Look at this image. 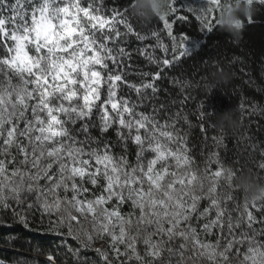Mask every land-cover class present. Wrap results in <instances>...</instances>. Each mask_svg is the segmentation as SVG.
Wrapping results in <instances>:
<instances>
[{
	"label": "snow or ice",
	"instance_id": "snow-or-ice-1",
	"mask_svg": "<svg viewBox=\"0 0 264 264\" xmlns=\"http://www.w3.org/2000/svg\"><path fill=\"white\" fill-rule=\"evenodd\" d=\"M249 2L264 8V0ZM222 4L171 0L157 26L141 32L132 0L112 8L104 0H0V227L60 238L57 248L74 264H264V201L241 198L233 182L244 168L226 166L219 151L196 164L182 126L192 127L190 94L172 101L175 112L156 103L157 81L191 54L190 36L174 25L191 15L211 34ZM133 37L154 43L132 48ZM134 54L148 70L132 63ZM205 88L194 113L203 133L216 128L205 108L213 88ZM239 107L242 116L264 115L246 100ZM218 131L211 139L226 151ZM244 139L259 149L253 162L264 172V144ZM59 255L48 251L47 264H61Z\"/></svg>",
	"mask_w": 264,
	"mask_h": 264
},
{
	"label": "trees",
	"instance_id": "trees-1",
	"mask_svg": "<svg viewBox=\"0 0 264 264\" xmlns=\"http://www.w3.org/2000/svg\"><path fill=\"white\" fill-rule=\"evenodd\" d=\"M104 2L108 8H112L114 6L125 7L130 0H104ZM188 2L193 7H199L203 6L206 0L193 2L188 0ZM179 3L183 6L185 1L179 0ZM256 7L258 11L254 15L255 22L248 24L245 21L244 29L238 39L219 27L211 34L202 31L191 15H189L190 22L178 21L174 25V31L187 33L190 36L188 47L191 54L183 58L178 65L166 69L161 80L157 81L161 91L156 103L171 105L169 111L175 112L178 105H173L172 101L178 102L190 94L191 99L185 105V110L190 116L192 127L189 129L186 125L182 126L189 133L188 143L191 155L200 168L204 167L208 152L219 151L221 160L226 166L234 169L243 167L244 171L251 169L253 173L264 179V172H260L253 162L259 159V149L252 151L246 148L247 140L244 139V137H251L252 142L264 144V115L257 113L252 116H242L239 107L242 100L264 106V8L258 4ZM132 22L141 32H149L159 23L156 18L148 23L133 18ZM130 39L132 48L154 43V41H136L134 37ZM196 40L201 41L198 47L193 44ZM158 55L162 54L158 51ZM234 58L238 59L234 60ZM132 63L148 70L144 67L147 62L139 55L134 54ZM221 69L229 74L227 82H220L217 74ZM151 71L155 72L156 68L152 67ZM128 78L138 81L135 75ZM173 78L190 81L192 86L184 91L178 84L173 83ZM205 84L213 88L212 92L207 95L205 108L216 114L210 118L216 128H209L207 133L202 132L198 119L194 115L198 111L199 101L205 99L207 91ZM130 94L135 98L134 93ZM146 104L147 107L143 110L150 111L152 101H147ZM229 109L236 110L235 117L238 124L224 130L227 145L225 151L223 148L217 149L211 138L219 135L217 115ZM94 134L99 133L94 130ZM109 135L112 134L109 133ZM132 151L133 157L131 158L134 159L135 149L133 148ZM241 198H243L242 195ZM38 225L39 216L37 215L33 226ZM60 243L58 237L41 235L19 224L13 223L10 228L0 227V264H47L48 251H58L60 253L58 260L61 264H74V258L70 253L66 254L64 248H57ZM69 243H72L73 247L76 246L75 242L69 241Z\"/></svg>",
	"mask_w": 264,
	"mask_h": 264
},
{
	"label": "clouds",
	"instance_id": "clouds-1",
	"mask_svg": "<svg viewBox=\"0 0 264 264\" xmlns=\"http://www.w3.org/2000/svg\"><path fill=\"white\" fill-rule=\"evenodd\" d=\"M171 0H132L131 13L142 22H151L157 16L169 10ZM222 14L217 16L219 28L234 38H239L244 29V20L254 16L258 9L249 0H223ZM220 82H227L229 74L220 71L218 74ZM234 109H229L217 115V126L223 128H233L237 126L238 120L235 117ZM205 180L201 174L196 184ZM233 182L240 190L243 199L248 202L264 201V179L257 178L251 169L243 171L239 175H233Z\"/></svg>",
	"mask_w": 264,
	"mask_h": 264
},
{
	"label": "rangeland",
	"instance_id": "rangeland-1",
	"mask_svg": "<svg viewBox=\"0 0 264 264\" xmlns=\"http://www.w3.org/2000/svg\"><path fill=\"white\" fill-rule=\"evenodd\" d=\"M184 1H185V0H184ZM189 1L193 2V1H196V0H189Z\"/></svg>",
	"mask_w": 264,
	"mask_h": 264
}]
</instances>
